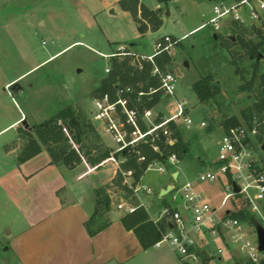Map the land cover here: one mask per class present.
I'll return each instance as SVG.
<instances>
[{
  "label": "rangeland",
  "instance_id": "obj_1",
  "mask_svg": "<svg viewBox=\"0 0 264 264\" xmlns=\"http://www.w3.org/2000/svg\"><path fill=\"white\" fill-rule=\"evenodd\" d=\"M107 2L108 0H0V128L13 117L14 108L24 113L28 126L24 129L20 121L19 127L30 132L32 136L36 126L60 110L66 107L75 112L79 110L84 121L89 122L95 132L83 133L78 144L64 132L63 136L68 138L67 142L79 162L70 169L60 161L58 167L72 173L73 178H79L77 182L83 183L85 189H91L94 208L99 192L110 198V206L115 209V205L121 200L129 201L133 205L138 204L122 181L120 185L115 183L116 174L123 172L118 163L122 158H116V163L110 157L94 164L87 159L96 158L99 150L107 149L113 153L115 148L109 137L101 132L89 116L95 97L94 89L105 78L104 69L110 70L108 57L115 53L119 46L146 55L153 52L154 44L164 36L179 40L172 50L171 61L162 67L164 71L176 77V97L184 102L187 115L192 121L189 129L181 123L174 124L182 130L185 140L192 135L197 136L190 147V154L194 160H182L179 165L178 163L175 165L183 171L185 181L187 179L194 181L198 173L208 170L209 165L216 161L215 142L225 131L223 123L226 120L235 117L240 125L246 123L241 119L240 112L252 105L260 90L258 75L264 72V59L260 62V71L251 90L239 91L238 87L252 76L250 68L252 62L242 55L237 44H232L236 33L225 32L218 34V38L214 39L211 28L205 27L188 34L190 30L207 21L211 10V3L208 0H171L160 8L159 17L162 25L159 30L148 32L139 38L130 16L117 7L109 8ZM140 2L149 10L155 9L157 5L156 0ZM109 11L113 13L109 14ZM261 25H264V22ZM245 30L244 38L256 42L255 35L248 28ZM184 35L186 37L183 38ZM75 42L79 43L72 44ZM70 44L72 45L65 49ZM61 50V53L48 59ZM228 51L240 55L238 63L239 68L243 70L242 74L233 73L234 66L229 63ZM208 74L212 75L211 81L218 84V90L209 101L199 102L191 86L199 77ZM19 76L17 83L21 90L16 93L3 91L5 83ZM156 94L159 96L158 101L150 109L153 116L160 113L161 118H165L168 116L169 101ZM11 97L13 102L10 100ZM161 120L153 118L152 121L157 124ZM200 121H204L206 127L198 128ZM210 128L212 129L210 132H205ZM13 134L12 131L3 138ZM18 138L14 145L20 154L24 152L27 139L21 133H18ZM41 148L43 149L42 146ZM256 154L260 159L264 158L260 148ZM169 166L162 173L154 169L146 170L142 175L141 185L156 190L164 184L169 173L177 170ZM183 181V175L180 173L178 182ZM173 184L177 186L176 183ZM123 187L129 192L124 191ZM225 188L226 181L222 177L220 182L195 183L196 191L214 209L220 206ZM167 202L156 200L154 204L160 208ZM238 203L239 200L233 202V199H230L220 208L218 215L222 216L225 210L235 211ZM258 207L264 217V199L258 202ZM116 211L123 215L122 212ZM256 218L261 222L259 217ZM246 228L251 227L246 224ZM8 231H10L8 228L1 231L0 237L7 238ZM221 235L227 240V232L222 231ZM217 245L213 241L210 247L215 249ZM231 255L229 264H250L236 257L234 250ZM260 257L264 259V253H260ZM126 264H179V262L168 245L163 243L158 248L151 247L141 252Z\"/></svg>",
  "mask_w": 264,
  "mask_h": 264
},
{
  "label": "built area",
  "instance_id": "obj_2",
  "mask_svg": "<svg viewBox=\"0 0 264 264\" xmlns=\"http://www.w3.org/2000/svg\"><path fill=\"white\" fill-rule=\"evenodd\" d=\"M208 1L211 3L210 15L207 21L193 32L210 27L215 36L235 29L258 27L264 22V0ZM178 41L170 36H164L154 44L153 52L146 55L120 46L108 57L109 59L111 57L127 58L130 66L139 71L144 65H148L149 77L157 83L155 88H149L148 91L141 89L136 91L130 85H116L111 94L103 93L93 98L89 112L90 119L115 145L114 154L124 151L133 152L141 144L150 145L152 150L158 153V148L153 145V142L158 138V131L167 123H181L186 129L192 125L184 102L176 97V77L160 68L156 61L164 55L170 58ZM108 72L109 69L105 68V75ZM137 86L140 88L139 83ZM156 93L169 101L168 116L165 118H161L160 113L153 116L150 108H143L141 111L138 108L143 98L151 101L152 95ZM153 118L162 120L154 124ZM141 125L145 127L144 130L141 129ZM197 126L204 128L206 123L200 121ZM261 140H264V120L258 118H253L249 124L244 123L222 132L216 144L217 158L213 165L208 170L198 173L194 181L187 180L177 187H171L168 193L170 196L168 206L161 212L162 217L167 218L169 229L154 247L158 248L163 243L167 244L179 264H222L223 249L217 248L211 254L203 253L199 248L198 239L203 238L204 235L219 238L222 236L221 232L225 231L227 232L226 244H230L240 258L250 264H259L261 257L254 227L250 226L251 228L248 229L245 223L226 217L230 210H225L222 216L218 213L230 199L234 202L239 200L251 214L261 219V222L258 219L257 221L264 228V217L258 207V202L264 199V168H262L264 162L256 154L262 144ZM172 143L169 139L168 144ZM111 159L116 163V159L113 157ZM124 161L125 158H122L118 163L121 164ZM144 161L143 156L137 158L138 163ZM166 162L175 166L178 160L174 155H170ZM149 169L161 173L166 171L165 166L156 160L147 164L146 170ZM121 176L122 184L129 188L131 196L138 201L137 205H133L129 201L121 200L115 205V209L125 215L142 207L143 204L139 200L144 195H151L152 190L138 183H131V170L123 171ZM221 177L226 181L225 194L220 206L214 209L196 191L195 183L220 182ZM233 186L237 192H234ZM237 205L236 208L239 207Z\"/></svg>",
  "mask_w": 264,
  "mask_h": 264
},
{
  "label": "crops",
  "instance_id": "obj_3",
  "mask_svg": "<svg viewBox=\"0 0 264 264\" xmlns=\"http://www.w3.org/2000/svg\"><path fill=\"white\" fill-rule=\"evenodd\" d=\"M118 1L108 0L107 6L117 7L122 11ZM159 8L157 4L152 11ZM132 23L134 24L133 21ZM134 27L136 30L135 24ZM198 27L190 30L188 34ZM137 36L139 38L143 35L137 32ZM61 52L62 50L48 59ZM19 78L20 76L5 83L3 91L12 84H18ZM10 100L13 102L12 97ZM14 110L13 117L0 128V232L10 229L7 238L0 237V264H126L144 252L133 233L122 227L120 218L123 215L111 206L106 213L110 224L94 236L87 234L84 224L94 210L91 189H85L83 183L79 184V178H73L72 173L51 165L44 149L23 162L17 161L19 150L14 142L19 139L17 128H20V121L25 120V115L19 109ZM12 131V136L3 138ZM192 159L194 160L193 157ZM180 162L182 161H178V165ZM212 165L213 163L209 166ZM173 167L177 170L169 173L164 184L156 190L150 188L152 194L144 195L139 200L154 222L162 218L163 209L154 202L162 201V198L168 201L169 196L167 194L160 197V191L167 186H179L180 173L185 182L183 171L178 166ZM141 179L142 177L139 185ZM213 241L218 244L215 249L210 247ZM198 245L206 254H211L217 248L223 249L222 264H229L233 250L236 257H239L237 251L230 244H226L223 236L211 238L204 235L198 239Z\"/></svg>",
  "mask_w": 264,
  "mask_h": 264
},
{
  "label": "trees",
  "instance_id": "obj_4",
  "mask_svg": "<svg viewBox=\"0 0 264 264\" xmlns=\"http://www.w3.org/2000/svg\"><path fill=\"white\" fill-rule=\"evenodd\" d=\"M171 0H156L157 4L161 7L166 6ZM119 8L127 12L136 26V30L140 35H144L146 32H156L162 25V20L159 17L160 8L152 11L147 9L139 0H119ZM256 37V42L246 40L244 34L246 30L235 29L232 32L234 34L233 45L238 46L239 51L243 56L251 60V73L252 76L249 80L243 79L244 84L238 87L239 91L249 92L253 86L256 75L259 73V66L262 59H264V25L258 27H251L249 29ZM212 37L218 38V35ZM229 63L234 66L233 73L235 75L242 74V69L239 68L238 53L228 51ZM157 64L163 69V65L169 63L171 59L167 56H162L156 59ZM110 70L108 74L103 78L98 86L94 89V96H98L103 93L111 94L116 85L120 86H133L136 91L139 89L146 91L149 87L155 88L157 86L156 81L149 77V66L144 65L142 70L139 71L133 68L129 64L127 58L111 57L109 60ZM258 79V86L260 90L256 94L255 101L250 107L245 108L240 112V117L243 121L249 124L252 118H258L264 120V72H261ZM212 75L208 74L203 77H199L192 84V91L194 92L196 99L199 102L209 101L217 93V83L211 81ZM142 84L143 87L139 88L137 84ZM159 96L156 94L152 96L151 101H147L143 98L141 104L138 106L141 111L143 108H150L157 103ZM84 117L81 116L79 110L73 111L71 108H64L57 112L53 117L41 122L34 129V136L30 132L17 128V132L21 133L27 139L24 146V152L20 153L17 157L18 162H23L41 151V146L50 158V164L58 166V162L63 163L66 167L72 168L79 162L75 153L71 150L70 145L64 135V132L68 134V137L74 143H80V136L84 133H93L94 128L89 123L84 121ZM159 121V118H157ZM240 123L235 117H231L223 123L224 130L228 128L239 126ZM141 129L145 127L141 125ZM212 129H207L205 132H210ZM172 140V144H168V140ZM197 136L192 135L191 138L185 140L182 130L177 127L173 122L167 123L161 130L158 131V138L153 142L157 148L158 153L154 152L150 145L141 144L137 146L133 152L127 151L119 154H114L110 150H99L96 154V158L88 157V161L91 164L100 163L105 159L114 157L115 159L125 158V161L120 164V168L123 171H132L133 183H137L144 172L146 171L147 164L153 160L161 162L165 168H169L166 160L170 155H174L178 161L192 159L190 154V147L193 140H196ZM264 142V140H261ZM61 143V144H60ZM52 145H57L56 147ZM264 154V151H262ZM143 156L144 162H137V158ZM264 162V158L261 159ZM264 168V166H262ZM115 183L121 184L122 177L120 172L116 174ZM230 182V179L228 180ZM123 190L129 192L126 187ZM101 195V196H100ZM96 207L93 210L92 215L88 221L84 224L86 232L89 236H94L98 232L106 228L110 221L104 215L109 211L110 200L106 194H99L97 192ZM100 196V197H99ZM164 201V198L161 199ZM234 202V201H233ZM237 205V204H236ZM168 204H164L163 208ZM235 211L230 212L226 217L237 219L245 224L254 226L258 223L255 215L251 214L246 206L241 202ZM120 223L126 231H131L139 243L143 251L153 247L156 242L161 239V236L169 229V223L164 216L157 221H152L142 207L137 208L130 214H125L120 218ZM259 264H264V259H261Z\"/></svg>",
  "mask_w": 264,
  "mask_h": 264
},
{
  "label": "water",
  "instance_id": "obj_5",
  "mask_svg": "<svg viewBox=\"0 0 264 264\" xmlns=\"http://www.w3.org/2000/svg\"><path fill=\"white\" fill-rule=\"evenodd\" d=\"M113 11H109V14H112ZM4 90H7L11 93H16L20 90V86L18 84H12L9 87L5 88ZM21 124L24 126V129L27 128L26 120H22ZM260 150L264 151V142H262L260 146ZM176 177V174L174 175V178ZM234 192H237V189L233 186ZM171 190V186H167L165 189L161 190L159 193V196L162 197L164 195H167ZM254 230L256 234L257 239V245H258V251L260 253H264V228H262L258 223L254 224Z\"/></svg>",
  "mask_w": 264,
  "mask_h": 264
}]
</instances>
